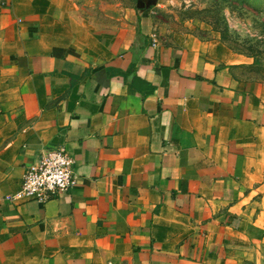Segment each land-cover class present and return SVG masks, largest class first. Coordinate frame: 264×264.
<instances>
[{
  "label": "crops",
  "instance_id": "obj_1",
  "mask_svg": "<svg viewBox=\"0 0 264 264\" xmlns=\"http://www.w3.org/2000/svg\"><path fill=\"white\" fill-rule=\"evenodd\" d=\"M0 0V264H264V79L154 10ZM61 146L78 185L9 202Z\"/></svg>",
  "mask_w": 264,
  "mask_h": 264
},
{
  "label": "rangeland",
  "instance_id": "obj_2",
  "mask_svg": "<svg viewBox=\"0 0 264 264\" xmlns=\"http://www.w3.org/2000/svg\"><path fill=\"white\" fill-rule=\"evenodd\" d=\"M77 13L100 26L131 21L140 0H73ZM154 4L156 35L193 31L218 39L233 51L254 58L264 79V0H147Z\"/></svg>",
  "mask_w": 264,
  "mask_h": 264
},
{
  "label": "built area",
  "instance_id": "obj_3",
  "mask_svg": "<svg viewBox=\"0 0 264 264\" xmlns=\"http://www.w3.org/2000/svg\"><path fill=\"white\" fill-rule=\"evenodd\" d=\"M159 37L153 35L156 45ZM79 183L75 159L61 146H51L38 159L26 167L19 191L9 195V202L34 201L46 204L73 190Z\"/></svg>",
  "mask_w": 264,
  "mask_h": 264
},
{
  "label": "water",
  "instance_id": "obj_4",
  "mask_svg": "<svg viewBox=\"0 0 264 264\" xmlns=\"http://www.w3.org/2000/svg\"><path fill=\"white\" fill-rule=\"evenodd\" d=\"M147 0H140L137 8L139 10H149L154 4L151 2H146Z\"/></svg>",
  "mask_w": 264,
  "mask_h": 264
}]
</instances>
